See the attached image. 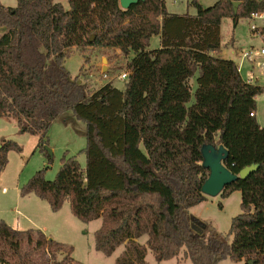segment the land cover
<instances>
[{
  "label": "trees",
  "instance_id": "1",
  "mask_svg": "<svg viewBox=\"0 0 264 264\" xmlns=\"http://www.w3.org/2000/svg\"><path fill=\"white\" fill-rule=\"evenodd\" d=\"M17 0L0 4V117L16 121L21 133L38 136L46 152L48 133L65 113L85 123L86 166L65 154L53 181L37 172L21 188L53 212L70 202L83 223L102 219L94 248L106 256L127 244L114 264H148L179 256L192 264L253 260L264 264V128L256 120V98L264 88L246 82L235 61L221 50V24L264 11V0H219L197 13L173 14L165 0H141L123 10L119 0ZM234 3H239L236 7ZM160 47L150 49L152 37ZM94 37V40L91 38ZM120 50L127 63L123 90L107 83L90 92L64 66L73 48ZM196 79L194 89L192 80ZM251 113L253 116H250ZM223 147V164L238 175L258 165L220 196L241 193V214L222 234L190 209L207 196L203 150ZM21 151L3 141L7 152ZM47 155L48 151L46 152ZM51 159L50 156L48 158ZM147 236V248L137 240ZM46 251L53 264L75 262L73 247L40 229L18 230L0 221V264H24ZM65 255L58 262L56 255ZM176 264H181L178 260Z\"/></svg>",
  "mask_w": 264,
  "mask_h": 264
},
{
  "label": "rangeland",
  "instance_id": "2",
  "mask_svg": "<svg viewBox=\"0 0 264 264\" xmlns=\"http://www.w3.org/2000/svg\"><path fill=\"white\" fill-rule=\"evenodd\" d=\"M60 2L66 10L70 9L68 0H54ZM194 0H165L168 10L178 14L197 13L196 7L192 4ZM219 0H198L203 8L212 7ZM175 3V4H174ZM0 4L14 7L17 0H0ZM260 23V21H256ZM251 21L248 18L241 19L237 26L233 28L232 20L224 18L221 24V51L227 57L238 59L236 54H231V50L259 47L262 40L251 32ZM0 29V35L4 33ZM159 46L158 36L150 40V49ZM116 52L115 50L101 51V48L87 47L85 49L73 48L64 66L73 77H79L87 84L90 92H94L107 83H112L116 88L123 90L126 79H122V73H127V63L132 59ZM104 60H103V59ZM240 59V58H239ZM104 67L107 68L103 72ZM245 73V71H244ZM107 75V78L104 77ZM246 79V78H245ZM194 89L196 79L192 80ZM259 84L264 87V80L259 79ZM256 120L264 128V98L262 94L256 98ZM13 141L21 148V151L11 150L7 152V163L4 169H0V212L8 210L12 216H17L18 210L22 212L30 211L29 214L35 219L37 225L45 227L46 235L59 243L73 247L72 259L80 264H114L117 257L127 250L128 245L124 244L117 248L115 252L106 256L94 248L95 233L102 226V219L83 223L76 218L72 212L70 202L66 200L58 212H53L46 201H42L34 194L26 198H20L21 188L26 185L31 178L39 171H44L47 181H53L58 174L62 159L67 156H75L81 168L86 166V156L84 149L87 145L85 123L73 117L69 111L61 118L57 119L51 126L48 133V148L52 151L51 159L47 151H41L38 145V136L21 133L15 120L0 117V147L3 141ZM49 154V153H48ZM5 189V191H3ZM22 197V196H21ZM7 200V202L5 201ZM23 201L25 208H21L18 201ZM242 197L239 191L234 192L228 198L208 197L202 203L190 209L192 216L201 219L215 231L227 234L234 218L241 214ZM7 204V205H6ZM28 230V229H26ZM147 236L138 239L137 242L147 248ZM65 255L57 254L58 262L63 260ZM192 264L190 259H186L183 250L176 258L157 262L150 250L147 251L146 262L148 264ZM253 264L255 261L251 260ZM250 260L231 261L229 259L220 260L219 264H248ZM53 259L48 252L36 253L32 258L26 259L24 264H53ZM63 264H73L67 262Z\"/></svg>",
  "mask_w": 264,
  "mask_h": 264
},
{
  "label": "water",
  "instance_id": "3",
  "mask_svg": "<svg viewBox=\"0 0 264 264\" xmlns=\"http://www.w3.org/2000/svg\"><path fill=\"white\" fill-rule=\"evenodd\" d=\"M141 0H119V5L123 10L129 9L132 5H136ZM239 3H234L235 13L236 7ZM94 40V37L91 38ZM106 67H104L103 72H106ZM46 150L49 153V156H52V151L46 147ZM204 153V162L203 165L209 169V177L202 186V193L208 197H217L222 193L224 188L233 182H236L238 179H245L251 173L255 172L258 169V165L247 166L240 171L238 175L232 173L226 166L223 164L226 159V150L221 146L218 149H215L212 146H207L203 150ZM248 264H253L250 261Z\"/></svg>",
  "mask_w": 264,
  "mask_h": 264
},
{
  "label": "built area",
  "instance_id": "4",
  "mask_svg": "<svg viewBox=\"0 0 264 264\" xmlns=\"http://www.w3.org/2000/svg\"><path fill=\"white\" fill-rule=\"evenodd\" d=\"M248 19L251 21V32L262 40V45L239 49L234 51V54L240 58H238L239 63L237 64L239 73L242 71L243 63L249 67L244 80L248 83L260 85L259 79L264 80V11L253 13ZM256 21H260V23H256ZM104 77L107 78V75H104ZM121 78L127 79V73H122ZM260 86L262 87V85ZM262 97L264 98V91ZM250 116H253V114L251 113Z\"/></svg>",
  "mask_w": 264,
  "mask_h": 264
},
{
  "label": "crops",
  "instance_id": "5",
  "mask_svg": "<svg viewBox=\"0 0 264 264\" xmlns=\"http://www.w3.org/2000/svg\"><path fill=\"white\" fill-rule=\"evenodd\" d=\"M176 0H174V2H175ZM175 4V3H174ZM166 8H167V6H166ZM167 11L169 12V13H173V14H178V13H176V12H172V11H170V10H168V8H167ZM159 38V46L158 47H154V48H152V49H156V48H159L160 47V37H158ZM235 49H237V48H235ZM234 49V51H237V50H235ZM101 51H105L104 49H101ZM114 51V50H113ZM116 52H118V53H121L120 52V50H115ZM231 54L233 55L234 53H233V50H231ZM215 56H217V57H221V58H225V59H231V60H233V61H235L236 62V64H238L239 63V59H235V58H233V57H227V56H225L223 53H222V51L220 50L217 54H215ZM233 56H235V55H233ZM103 59V58H102ZM104 60V59H103ZM248 65L247 64H245V63H243L242 64V71L240 72V74H241V77L243 78V79H245L246 78V72L248 71ZM106 71H107V69H106ZM244 71H245V73H244ZM3 191H5V189H3ZM28 196H31V195H28ZM28 196H25V197H21V195H20V198H26V197H28ZM41 200V199H40ZM6 202H7V200H5ZM43 201V200H42ZM18 204L20 205V207L23 209V208H25V206H24V204L25 203H23V201H18ZM7 205V204H6ZM29 212L30 211H27V213L26 212H22V214H20V211L18 210V212L17 211H15V213H17V216L15 217V216H12L9 212H8V210L6 209V210H3L2 212H0V221H5L6 223H8L10 226H12L13 228H15V229H18V230H26V229H40V230H42V231H46L47 232V230H46V228L45 227H41V226H39V225H37L36 224V222H35V219L29 214ZM45 233V232H44ZM46 234V233H45Z\"/></svg>",
  "mask_w": 264,
  "mask_h": 264
}]
</instances>
